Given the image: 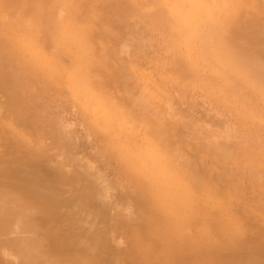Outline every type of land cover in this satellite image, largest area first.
Masks as SVG:
<instances>
[{
	"label": "rangeland",
	"instance_id": "374dc122",
	"mask_svg": "<svg viewBox=\"0 0 264 264\" xmlns=\"http://www.w3.org/2000/svg\"><path fill=\"white\" fill-rule=\"evenodd\" d=\"M233 1L0 0V220L30 205L5 179L24 171L53 189L68 216L56 225L80 232L54 241L75 242L83 264H124L134 247L264 264V46L247 50L264 41V0ZM14 140L33 155L11 161ZM160 190L188 201L182 227ZM49 236L0 233V263L21 249L30 264H79Z\"/></svg>",
	"mask_w": 264,
	"mask_h": 264
},
{
	"label": "bare ground",
	"instance_id": "6f19581e",
	"mask_svg": "<svg viewBox=\"0 0 264 264\" xmlns=\"http://www.w3.org/2000/svg\"><path fill=\"white\" fill-rule=\"evenodd\" d=\"M231 3L234 7H238V5L233 0H231ZM238 10L239 9H237V11ZM260 13H262V12L260 11ZM230 19H233V18H229V20ZM226 20H228V19L226 18ZM232 21L233 20H230V23ZM217 32H219L218 29H217ZM219 33L220 34L216 33L217 34V41L216 42L218 44H220V48L222 49V51H225L226 54L231 56V58H233L234 54H236L235 57L240 58L239 53H241L242 55L241 54L240 55L243 56V51L241 48H238L239 46L236 47V45H235V47H233L232 49L229 46H228V48L225 47L226 45L229 44L225 41L226 40L225 36H227V34L229 32L223 33V30H222L223 35H221V32H219ZM254 37L256 38V36H254ZM251 38L252 37H250V40H251ZM260 38L261 39H259V38H257V39L262 40L263 37L261 36ZM250 40L248 38L249 43L251 42L249 45L253 44V46L252 45L249 46V49H247V50L253 49L252 52L254 50L257 51V48L261 45V43L264 46L263 40L262 41L257 40L258 42L256 41V39H255V42H254V39H253V41H250ZM253 42L256 44V46ZM222 43H224V44L227 43V44L225 46H223ZM251 47H253V48H251ZM233 49H234V51H232ZM247 50L245 48V51H247ZM232 61H233V59H232ZM235 61L238 62L239 64L244 63L242 65V67L244 69H246L248 71L252 70V62H253L252 60L247 59L245 61H242V60L239 61V59H235ZM19 121H20V119H19ZM16 136H18V135H16ZM16 139H18V142L20 141L19 138H16ZM5 140L8 142V140L6 138H5ZM12 142H14L15 145L13 143L9 144L10 146L12 144L14 145V146L13 145L11 146L12 148L14 147L13 148L14 150L11 152V156H10L11 161H15L14 158L16 159V156H18V153H22L24 156H29L30 154L33 155L32 150H30L27 146H25L26 143L22 142L20 144H17L15 140ZM164 143H163V146L166 145V142H164ZM9 145H8V148H9ZM6 149H7V147H6ZM165 150L168 151L169 153H172V151H173V149H171L170 147L168 149V144H167ZM126 160H128V156H126ZM17 161H18V159H17ZM147 171L150 172V169H148ZM146 172H143V173H146ZM12 177L19 178L18 182L13 181L11 179ZM35 178H34V176L27 177L25 175L24 171H20V172L15 171V172H12L11 174H9V176L7 175L5 177L6 181L12 183V184L8 185L9 186L8 189L12 192L11 196H10L11 200H15L16 202L22 201V197L18 194V188L24 187V188H26V193L24 194L23 199L24 200H30L31 202H30V205L26 204V203L20 204L19 214L10 213L7 215L8 218H6V219L2 218L3 220L2 219L0 220V225H1L0 233L4 234L6 232H20V233H22L23 236H28L29 233H31L33 236H36V235H39L41 233V231L47 230L50 233L49 240L47 242H43L40 239L44 245H47V243H50V246H48V245L47 246L52 248L55 252L57 250L62 251V252H63V250H66L70 256L76 257V260L72 259L73 261H75L79 264H83V261L80 260L78 257V254H77L78 248H77V245L75 244V242L70 243L67 239H64L63 245L65 247H63V246L60 247V246L56 245L54 238L57 235L61 234V236H64V235L69 236V235H71V233H73V238H74V236L75 237L80 236V234H79L80 232H78L79 231L78 229H73L74 227H72V229L69 228L71 230H68V227L65 228V230H63L64 228H62L61 224L56 225V223L60 222L61 219H62V223L65 221V225H67L66 221H68V219H65V218L68 216L64 215L65 217H63V216L61 217L60 215H62V213L59 214L57 212L58 209L60 208V206L57 204V202L52 201L49 197V194L51 193V191H53V189L47 188L48 186L45 183H41L40 180H36L38 178H36V179ZM168 185L173 187L175 190L179 189V186L175 183L173 178H171ZM47 189H49V191ZM160 192H161V194H163L165 201L171 205L173 211H170V212H172L174 214L173 217L177 221H179V223H174V225L176 227H182V224H184L183 222L190 219L189 216L184 214V209L187 207L188 201L180 199L176 194H172L171 198H170V196L167 193L163 192L162 190H160ZM42 193H46V194H42ZM22 202H24V201H22ZM33 208L36 209V212L32 211ZM14 221H20L21 222L20 226H17L18 229H16L15 226H13ZM7 223H9V225ZM50 223H54L56 226L50 227V225H49ZM32 224H34V225H32ZM54 232H57L56 233L57 235H54ZM119 236H121V239H124L123 234L120 233ZM33 240H28V241H33ZM58 241H61V238ZM0 245H2V244H0ZM78 245L83 246L82 244H79V243H78ZM13 249H17V248H13ZM124 252L126 253V256H125V254H123L124 264H173L175 259L184 262L181 259V256L179 255L180 252L174 251V250H170L169 252H167V251L162 252V250H161V251H158L155 255H153V254H151L150 250H148L144 247H142V249L140 251H137L134 247L130 250L126 249ZM10 253H12V261H14L13 264H30L23 257V252L21 249H20V251L17 249L16 252L12 251ZM147 255H149L151 258H147ZM96 257H97L96 255H93L90 264L96 263V262H93V261H95V259H97ZM105 257L107 258L106 254H105ZM86 258L84 259L85 261L88 260ZM103 258H102V260H101V258H98L97 260L98 261L101 260L104 262V260L106 258H104V260H103ZM212 258H213V260L216 261L219 257L216 255H212ZM107 260L108 261L112 260L113 264H114V261L116 259L113 260V257H110L109 259L107 258ZM7 262H10V261L1 262L0 264H7ZM100 263L101 262L99 261V264ZM119 263L122 264V262H119ZM115 264H117L116 261H115ZM184 264H186V263L184 262Z\"/></svg>",
	"mask_w": 264,
	"mask_h": 264
}]
</instances>
